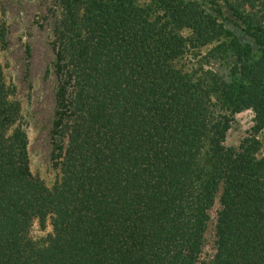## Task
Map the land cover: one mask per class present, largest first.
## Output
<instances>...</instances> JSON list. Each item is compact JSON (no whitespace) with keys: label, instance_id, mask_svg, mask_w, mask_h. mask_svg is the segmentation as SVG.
<instances>
[{"label":"trees","instance_id":"16d2710c","mask_svg":"<svg viewBox=\"0 0 264 264\" xmlns=\"http://www.w3.org/2000/svg\"><path fill=\"white\" fill-rule=\"evenodd\" d=\"M225 2L232 17L219 0H60L52 186L0 66V264H198L218 193L209 264H264V155L224 143L243 109L264 127V21Z\"/></svg>","mask_w":264,"mask_h":264},{"label":"rangeland","instance_id":"374dc122","mask_svg":"<svg viewBox=\"0 0 264 264\" xmlns=\"http://www.w3.org/2000/svg\"><path fill=\"white\" fill-rule=\"evenodd\" d=\"M192 1L201 3L206 9L212 7L209 0ZM219 1L224 14L232 17L225 1L236 5L240 0ZM251 2L252 11L264 21V0ZM61 13L60 0H0V66L3 79L11 91L10 97L20 105L19 124L27 138L30 170L47 186L53 185L59 172L52 157V126L59 107L68 101L71 90L64 81V69L58 66ZM223 24L242 43L252 45L241 28L233 26L228 20H224ZM207 47H203L202 51ZM253 137L258 141L257 156L264 155V127L255 128L254 112L248 108L235 113L226 133L225 145L237 147L243 139ZM218 198L219 193L210 212L205 246L198 264H209L214 253ZM50 230L48 221L41 225L34 220L29 235L38 240Z\"/></svg>","mask_w":264,"mask_h":264}]
</instances>
